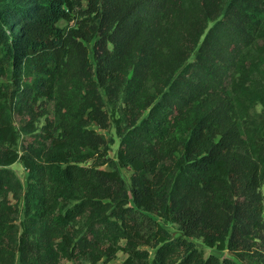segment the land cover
Returning a JSON list of instances; mask_svg holds the SVG:
<instances>
[{"label":"trees","instance_id":"1","mask_svg":"<svg viewBox=\"0 0 264 264\" xmlns=\"http://www.w3.org/2000/svg\"><path fill=\"white\" fill-rule=\"evenodd\" d=\"M199 241L264 264V0H0V264H239Z\"/></svg>","mask_w":264,"mask_h":264},{"label":"rangeland","instance_id":"2","mask_svg":"<svg viewBox=\"0 0 264 264\" xmlns=\"http://www.w3.org/2000/svg\"><path fill=\"white\" fill-rule=\"evenodd\" d=\"M68 23L66 22H61L60 26L61 27H67ZM73 25V24H71ZM91 58L93 59V54L91 51ZM196 56L197 53L194 54V56L190 59V63L194 62L196 60ZM120 106V103L117 105V108ZM108 110H112L113 109V105H109L107 106ZM119 110V109H118ZM120 118V114L116 115V120ZM17 125L19 126L20 124V119L16 116L15 117ZM44 123H42L41 125H43ZM93 128L95 130H97L100 134H103L106 136L108 142H109V151H108V157H107V162L108 163H104V160H98V161H91L88 163V165L91 166H98L100 169H104V170H109L111 169V165L117 162V153H118V148H119V144H120V138L117 135V131H116V124L113 122L111 125V128L103 131L101 129H99L97 126H93ZM23 143L22 141L19 143V148L22 149ZM12 169L15 171L16 175L19 177V179L23 182V184L26 186L27 182H28V173L24 167V165L22 163H17L15 164ZM123 177L127 180V182L129 184H131V177L133 175V172L129 169H120ZM23 205L21 204L19 208H22ZM22 218V216H21ZM166 228H168L169 230H172L173 232H176V226L174 225H166L163 224ZM198 246L199 248H203L206 254V257L210 256V255H216L218 256L220 259H224V258H232L233 260H236L239 264H253V256L250 255H245L243 262L240 260H237V258L235 256H233L229 251H224V252H220L218 250L215 249H207L204 248L203 245L201 244V242H198ZM126 259V255L123 253H119L117 255V259L113 262H111L110 264H123L124 260ZM69 264V263H66Z\"/></svg>","mask_w":264,"mask_h":264}]
</instances>
